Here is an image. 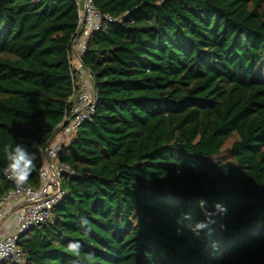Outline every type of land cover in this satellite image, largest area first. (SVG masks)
<instances>
[{"label":"trees","instance_id":"trees-1","mask_svg":"<svg viewBox=\"0 0 264 264\" xmlns=\"http://www.w3.org/2000/svg\"><path fill=\"white\" fill-rule=\"evenodd\" d=\"M93 2L116 19L82 55L96 107L60 152L75 173L51 220L18 239L24 264H264V0ZM77 25L74 0H0V198L4 147L35 154L39 187L78 102Z\"/></svg>","mask_w":264,"mask_h":264},{"label":"built area","instance_id":"built-area-1","mask_svg":"<svg viewBox=\"0 0 264 264\" xmlns=\"http://www.w3.org/2000/svg\"><path fill=\"white\" fill-rule=\"evenodd\" d=\"M77 5L78 25L71 40L70 62L80 74L78 102L68 115V123L55 134L50 144L42 150L43 165L40 168V186L35 188L26 182L17 185L0 198V220L5 216L6 207L13 201L19 203L14 213L16 230L0 238V264L10 260L14 264H24L25 257L19 237L36 226L51 220L53 208L62 198L64 191L61 180L65 175L74 174L75 170L59 160L60 152L69 144L81 123L89 119L97 103V94L92 74L83 66L82 55L86 51L88 38L101 29L104 22L116 19L97 9L93 0H74ZM77 83V82H76ZM76 90V87L73 86Z\"/></svg>","mask_w":264,"mask_h":264},{"label":"clouds","instance_id":"clouds-1","mask_svg":"<svg viewBox=\"0 0 264 264\" xmlns=\"http://www.w3.org/2000/svg\"><path fill=\"white\" fill-rule=\"evenodd\" d=\"M4 152L8 161L7 166L3 169L4 175L17 185H23L34 168L35 154L30 153L27 147L21 143H17L15 146L6 145ZM88 223L86 218L81 217L82 227L88 225ZM80 248L81 245L78 241L70 242L67 246V250L77 256L80 255ZM87 256L89 260H92L94 254L89 253Z\"/></svg>","mask_w":264,"mask_h":264},{"label":"crops","instance_id":"crops-1","mask_svg":"<svg viewBox=\"0 0 264 264\" xmlns=\"http://www.w3.org/2000/svg\"><path fill=\"white\" fill-rule=\"evenodd\" d=\"M19 203L20 202L15 200L6 207L5 216L0 220V238L10 235L16 230L14 213Z\"/></svg>","mask_w":264,"mask_h":264},{"label":"water","instance_id":"water-1","mask_svg":"<svg viewBox=\"0 0 264 264\" xmlns=\"http://www.w3.org/2000/svg\"><path fill=\"white\" fill-rule=\"evenodd\" d=\"M83 66L85 67V69H87L88 71H89V69L85 66V64L83 63ZM90 72V71H89ZM91 73V72H90ZM68 123V121H65V122H63L62 124H60V125H58L56 128H55V130H54V132L52 133V135L50 136V138H49V140H48V143H47V145H49L50 144V142H51V140L53 139V137L55 136V134L56 133H58L60 130H61V128L64 126V125H66ZM32 230V229H31ZM30 230V231H31ZM27 232H24L23 234H22V236L23 235H25Z\"/></svg>","mask_w":264,"mask_h":264},{"label":"rangeland","instance_id":"rangeland-1","mask_svg":"<svg viewBox=\"0 0 264 264\" xmlns=\"http://www.w3.org/2000/svg\"><path fill=\"white\" fill-rule=\"evenodd\" d=\"M259 67H260V69L258 71V75L261 76V78L264 80V63L261 64V66H259ZM230 143H231V140L228 141V144H230ZM222 156H227V152L224 151L222 153Z\"/></svg>","mask_w":264,"mask_h":264}]
</instances>
